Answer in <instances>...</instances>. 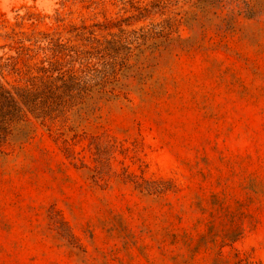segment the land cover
Here are the masks:
<instances>
[{
  "label": "rangeland",
  "instance_id": "obj_1",
  "mask_svg": "<svg viewBox=\"0 0 264 264\" xmlns=\"http://www.w3.org/2000/svg\"><path fill=\"white\" fill-rule=\"evenodd\" d=\"M196 5L0 0V59L21 38L81 45L80 33L103 40L165 21L193 44L165 54L144 86L33 121L6 146L0 264H264V15L223 31L219 10ZM46 57L5 80L24 83L25 64Z\"/></svg>",
  "mask_w": 264,
  "mask_h": 264
},
{
  "label": "trees",
  "instance_id": "obj_2",
  "mask_svg": "<svg viewBox=\"0 0 264 264\" xmlns=\"http://www.w3.org/2000/svg\"><path fill=\"white\" fill-rule=\"evenodd\" d=\"M196 2L199 13L220 11L222 17L214 14L219 21L218 29L223 31H233L239 17L259 20L264 15V9L253 0ZM159 6L138 10L140 15L150 14ZM186 22L194 26L197 19L188 18ZM90 34L77 35L83 42L81 45H69L47 34L42 38H21L15 42L16 57L0 59V157L5 155L9 143L28 137L33 121L44 125L47 121L65 119L73 111L78 114L95 96L118 99L132 90L133 79L144 86L153 77V72L146 71L155 68L165 54L193 49L190 41L174 36L173 27L166 21L147 30L121 31L110 39L102 40ZM43 42L46 46L40 47ZM39 52L47 57L37 67L25 64L24 83L10 84L5 80V73L21 76L19 63L32 61ZM139 91L143 92L141 88Z\"/></svg>",
  "mask_w": 264,
  "mask_h": 264
}]
</instances>
